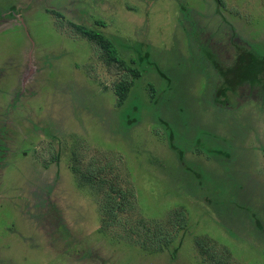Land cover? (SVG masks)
<instances>
[{
  "label": "rangeland",
  "instance_id": "obj_1",
  "mask_svg": "<svg viewBox=\"0 0 264 264\" xmlns=\"http://www.w3.org/2000/svg\"><path fill=\"white\" fill-rule=\"evenodd\" d=\"M76 24L141 72L123 105L132 72ZM256 62L264 0H0V264H264ZM109 190L136 207L104 227ZM136 222L169 241L140 246Z\"/></svg>",
  "mask_w": 264,
  "mask_h": 264
},
{
  "label": "trees",
  "instance_id": "obj_2",
  "mask_svg": "<svg viewBox=\"0 0 264 264\" xmlns=\"http://www.w3.org/2000/svg\"><path fill=\"white\" fill-rule=\"evenodd\" d=\"M76 29L83 35L87 36L89 39L95 41L105 52V60L110 64H115L118 67H124L126 69H129L132 72V77L129 78L128 76L124 77L119 81L116 85V94L118 96V105H123L126 99L128 98L129 91L131 87L134 84V80L138 78L141 75V72L136 69L132 68L130 65L127 64V62L122 58L120 50L118 46L115 44V42L103 34L102 32L84 26V25H75ZM241 52V50H240ZM238 52V55L240 54ZM260 63H255L256 72L250 73L251 67L246 71L250 73L251 76L255 78H262L264 76V72L260 68ZM253 69V66H252ZM245 81H248L246 79ZM244 81V82H245ZM251 81V80H249ZM243 82V83H244ZM256 83V82H254ZM258 83V82H257ZM240 85V84H239ZM152 87V85H151ZM152 90L153 87L151 88ZM228 92L227 88H224V93L226 94ZM225 98L227 96H224ZM78 173L81 172L78 168L76 169ZM89 173L84 174L82 176L83 179H86L89 183H91L95 175L94 170L91 168H88ZM106 182V179L100 178L99 179V185L100 187H103V183ZM131 195V199H129L128 203H125L123 201V198L128 197V195ZM134 196V197H133ZM135 194L133 192H123L119 191L116 193V195L112 194V191H106L104 192V195L101 200V210L103 213V223L104 227L108 226H114L120 222H118V219L120 217V214L124 213L125 211L129 210L132 211L135 209L136 201ZM176 216L178 219L182 220L183 222H180V226L183 227L185 225V213L180 210L176 212ZM134 233L138 235L137 238H135V242L139 244L140 246L144 248H152L155 249L157 247H162L163 243L169 241V237L171 236V232L169 230H166V226H164L162 223L157 222H136L134 225ZM223 252H212L211 257H206L204 261H208L209 258H214L215 264H229L228 262V255L226 254H220Z\"/></svg>",
  "mask_w": 264,
  "mask_h": 264
}]
</instances>
